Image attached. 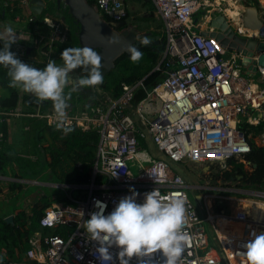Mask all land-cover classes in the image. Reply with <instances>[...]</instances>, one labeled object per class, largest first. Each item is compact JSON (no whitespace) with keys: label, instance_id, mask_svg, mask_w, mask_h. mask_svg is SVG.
Listing matches in <instances>:
<instances>
[{"label":"built area","instance_id":"1","mask_svg":"<svg viewBox=\"0 0 264 264\" xmlns=\"http://www.w3.org/2000/svg\"><path fill=\"white\" fill-rule=\"evenodd\" d=\"M21 1L28 3L27 0ZM94 2L100 15L107 16L112 22L120 21L127 15L125 0H106L103 6L100 0ZM151 2L164 25V49L153 68L162 74L161 82L148 89L143 85V78L132 84L122 82L119 96H105L89 105L84 103L81 106V102L73 99L68 101L67 114L72 127L98 134L91 177L86 184L68 185L80 187L81 192L75 197L68 191L65 198L50 201L43 208L38 219L42 230L30 232L23 258L8 260V263L101 264L96 253L98 245L88 238L84 227L90 214L98 210L94 207L95 201L106 204L104 214L107 215L120 198L131 195L132 191L137 193L136 202L143 203L144 194L155 189L166 199L177 194L187 198V223L182 230L188 240L180 264H247L242 245L251 238L249 233L253 229L256 233L264 231V219H253L245 210L241 211V215L239 211L230 215L214 211L213 202L208 201L222 196L213 193L221 186H213L209 182L216 175L222 179V184L228 185L222 175L234 163H241L245 170L252 171L253 166L246 159L251 151L249 138L252 131L249 132L248 127L243 125L260 127L253 140L257 145L255 138L264 144V86H258L240 74L237 65L242 57L240 53L234 52L229 59H225L223 55L227 49L220 40L215 35L205 34L215 30L210 25L213 19L211 10L201 12L200 19L194 18L200 8L216 6L225 9L223 2L228 1ZM224 16L241 35L264 39V23L249 35L246 31L250 29L242 25L240 12ZM233 22L236 24L233 25ZM42 24L32 31L15 30L22 39H17L10 46V51L24 60L35 49L44 68L52 60L55 46L67 41L68 27L59 18L48 16L44 17ZM262 52L264 50L250 59L257 61ZM255 67L264 82V66ZM139 88L144 89V97L133 104ZM19 115L39 118L55 128L51 101L37 103L32 113H24L19 106L14 109L0 106V122L3 117ZM148 137L163 158L152 157L142 149L141 142ZM169 161L219 170L214 174L210 172L209 180L203 185H189L172 170ZM130 163L137 166V174L133 173ZM114 172L116 176H112ZM103 177L106 178L104 182ZM97 178L99 181H96ZM189 189L202 192L200 203L205 216L198 213L189 196ZM242 192L264 198V190L245 189ZM80 212H83L82 217ZM237 221L245 223V233L224 231L221 227V224L226 226ZM204 224L212 229L216 248L210 247V237ZM57 228L61 231L49 233ZM117 251L115 246L110 249L114 264H119L115 259ZM143 259L148 264H163L164 257L156 252L145 255ZM130 264H137L136 259L133 258Z\"/></svg>","mask_w":264,"mask_h":264},{"label":"clouds","instance_id":"2","mask_svg":"<svg viewBox=\"0 0 264 264\" xmlns=\"http://www.w3.org/2000/svg\"><path fill=\"white\" fill-rule=\"evenodd\" d=\"M100 4L105 5L106 0H100ZM45 22L51 24L50 21ZM17 39L22 38L17 36L10 24L0 32V42H3V47L0 48V66L7 69V76L10 78L8 87L33 95L36 103L51 101L55 128L67 135L73 131L67 114L72 93L83 88H95L104 82V76L101 74V56L88 46L68 47L60 54L62 65H57L55 60H49L46 66L40 69L21 62L15 53L10 51V46ZM115 42V37H109V43ZM127 51L132 63H137L143 58V53L131 44L128 45ZM31 54L32 51L29 56ZM76 69H83L86 75L70 77L69 74ZM69 85L71 87L66 92ZM20 109L22 111L21 107ZM112 176H116V172ZM136 196L137 193L132 191L131 195L120 198L115 208L107 215L104 214L106 204L95 201L94 207L98 210L90 214V218L84 222V227L88 238L98 245L97 258L101 264H114L110 249L115 246L118 249L115 259L119 264H130L133 258L137 264H148L143 257L156 252L164 257L163 264H180L188 240L182 230L187 223V198L177 194L176 197L166 199L155 189L144 194L143 203H137ZM198 197L199 201L195 198L194 204L196 206L197 202L202 206L200 192ZM80 214L82 217L83 212ZM249 235L251 238L242 245L247 264H264V232L257 234L253 229Z\"/></svg>","mask_w":264,"mask_h":264},{"label":"trees","instance_id":"3","mask_svg":"<svg viewBox=\"0 0 264 264\" xmlns=\"http://www.w3.org/2000/svg\"><path fill=\"white\" fill-rule=\"evenodd\" d=\"M29 0H27L28 2ZM90 4H95L94 0H87ZM45 7L41 14L34 15L28 6H25V3L21 0H7L4 3H0V25L2 22L15 21L17 24H23L26 27H23L24 30L32 31L35 26L42 24L44 17H47L49 14H58L64 16V18L69 19L72 24V37L71 41L63 46L62 51L68 47H80L78 43V31L79 26L74 21L72 16L68 11V7L64 4H56L55 0H44ZM28 4V3H27ZM26 4V5H27ZM28 11V12H26ZM51 16V15H50ZM129 16V11L125 18L120 21H114L117 29L125 28L127 23L125 19ZM102 18L106 21H111L105 15H102ZM17 27V26H16ZM23 30V29H21ZM154 35L153 33H151ZM64 43H58V47ZM165 37L159 36V42L157 44L153 43L149 46L142 47L140 51L143 53V56L147 59L142 58L137 63H132L130 60V54L123 53L115 60V67L117 69L118 75L112 90H110L114 97L119 96L121 92V84L128 83L132 84L137 80L143 78V85L146 89L152 88L157 83L161 82L163 76L157 71L153 70L156 64L159 61L160 55L164 49ZM3 47V42H0V48ZM57 47V46H56ZM33 50V49H32ZM21 62L33 66L34 61L21 60ZM38 68L42 69L40 64L37 65ZM144 66H147V71L141 74V70ZM78 71H83V69H77ZM153 70V71H152ZM113 70L110 71V74ZM9 77L7 76V69L3 66H0V86L5 88L8 92L7 96L0 97L1 107L5 109H14L18 106L22 107V111L32 113L34 107L37 105L36 98L28 93L20 92L17 88H9ZM102 89L109 90L107 83L97 85ZM70 88V87H69ZM90 92V87L84 88L82 91H78L81 97H87V99L92 100ZM144 97V89L139 88L136 90L132 103L136 104ZM84 104V102H83ZM21 117V115H19ZM15 116H6L3 117V120L0 122V132L2 133V138L0 140V175H5L7 167L16 164L14 160H18L19 164L25 161L26 165H30L31 161L25 156H17V152H23L26 154H31L30 148L28 146H36L37 150L40 153L48 152L50 153V159L47 162L52 171L55 174H58L61 178L65 180L68 184H86L92 172V167L94 164L96 144L98 141V134L96 131H81L79 129L73 128V131L67 135L62 134L60 130L50 127L44 121L43 125H39L37 122L35 125L34 120L39 119L33 117L32 124L28 129L22 132V135L19 137V133L14 134L13 141L15 140V145L19 146L20 144L24 145V150H18L14 148L12 143L8 142V128L7 120H10ZM32 117V116H28ZM36 120V121H40ZM35 121V122H36ZM248 131H252V137L249 138V143L251 145V151L246 155V159L251 163L253 167L251 172H248L244 169L243 164L234 163L230 170L223 172L222 177L228 181L229 184H235L237 187L252 189V190H263L264 189V146L257 145L253 137L259 130L258 127L247 126ZM244 128V127H243ZM61 133V134H60ZM48 140L47 146H42L40 141L42 138ZM49 138V139H48ZM20 141V142H19ZM40 142V143H39ZM11 144V145H9ZM29 148V151H28ZM13 154V155H12ZM39 160V157L33 162ZM232 163V161H230ZM77 164H79L77 166ZM18 167V165H17ZM20 175L13 173L15 178H23V169L19 166ZM26 171V170H25ZM32 171V170H31ZM237 176H241L237 178ZM96 181H99L97 178ZM22 185L17 181H11L10 190H20ZM73 192V191H72ZM81 192V191H80ZM79 192V193H80ZM31 207V213L27 215L24 210H15L13 211H0V258H2V264H10L8 260H19L22 259L26 249L28 248V237L29 233L36 231L39 226L38 219L42 214V210L45 206H48L51 202L46 200L44 202L37 201ZM12 214V222L7 223L5 217ZM33 219V221H29ZM61 229H55L49 233L60 232Z\"/></svg>","mask_w":264,"mask_h":264},{"label":"rangeland","instance_id":"4","mask_svg":"<svg viewBox=\"0 0 264 264\" xmlns=\"http://www.w3.org/2000/svg\"><path fill=\"white\" fill-rule=\"evenodd\" d=\"M1 2L2 1L0 0V3ZM125 3H126V6L128 8V11H129V16L127 18L128 23H133L134 25H136V27L139 30H142L145 32H151V33L155 34V36H164L163 22L159 18V16L157 15V11H156L154 5L152 4L151 0H125ZM47 16L49 18L52 17V19H56V16L60 17V15H58L56 13L49 14ZM38 26H43V24H40ZM71 28H72V26H71ZM70 35L72 37L71 29H70ZM68 43L69 42L64 43V46L67 45ZM62 49H63V46H61V47L59 46L58 49L55 46V48L52 52V60H55L56 64H58V65L63 64V61L60 59V54L62 52ZM228 55H229V52L227 53V56ZM30 56H35L37 58L36 60H39L37 62L34 61L36 64L33 63V67L38 68L37 65L40 64L41 65L40 67L43 68L41 58L39 57V55L35 49L32 50V54ZM227 56H224V58H226ZM143 58L146 59L144 56H143ZM237 65H238V63H237ZM147 68H148L147 66H144L143 69L141 70V74L145 73L147 71ZM111 70H113L111 74H110V72H108L104 76V82L107 83V87H109L110 89L106 90V89L99 88L98 97H102V98L105 96L114 97L110 90H112L114 87V84H115V81H116V78L118 75V71L116 68L111 69ZM252 78H253V80L258 79L257 71L253 72ZM258 82L262 86H264L263 81L258 80ZM69 89L70 88L66 89L65 91L67 92ZM3 91L5 94L7 90L4 88ZM20 92H22V91L20 90ZM4 94H3V96H4ZM81 103L82 104H80V103L79 104L81 106H83V102H81ZM36 120H39V119H36ZM36 120L33 121L34 125L37 122L39 123V125L44 124L43 120H40V121H36ZM11 126H12V128L16 127L14 122H11ZM43 140H44V138L40 139V141H43ZM255 141L258 143V145L264 146V144L260 143V141L257 138H255ZM12 145L14 146V148L17 147L15 145V140L12 143ZM141 146H142V149H144L146 152H148L150 154V156L162 157L161 154H159L157 152L153 142L150 140L149 137L147 138V140L145 142H143V144ZM29 148H30L31 154L30 155L25 154V157H27V159H29L31 161L30 165H26L25 161H23V162H21V164H19L18 160H14V162H16L18 167L21 166L22 168H24L23 169V178H21V180L18 181L22 185V188L18 191H14L13 195L10 197H5V198L0 197V211L1 212H6V211L15 212V210H24L25 213L27 212L26 214L29 215L31 213V209L25 210V208H26L25 202L32 195L43 194L44 196L42 197L41 202H44L46 200L53 202V201H59L60 199L65 198L67 196L68 191L70 192V194H72L73 197L78 195L79 192L81 191L80 187H77V186L74 187V186L66 185L68 183H66L63 178H61L58 174H54V171H52L50 165L44 159L43 153H40V151L37 150L36 146L32 145ZM29 148H28V151H29ZM17 149L20 150L19 147ZM38 157H39V160L33 162V160H35V158L37 159ZM95 157H96V153H95ZM94 161H95V158H94ZM170 163H171L172 167L176 171H178L180 174H182L183 178L187 182H189L190 184H195V183L202 184L207 179V177L210 175V172H212L214 174L216 171L219 170L216 167H214L212 169L206 168L205 165L197 166L194 164L183 165L180 163H173V162H170ZM143 164H146V162H143ZM130 165H131V169H132L133 173L137 174L139 171L137 166L134 164L132 165V163H130ZM10 167H12V165H10ZM209 170H211V171H209ZM246 170L248 171V169H246ZM102 180L104 182L106 180V178L103 177ZM209 184H211L213 186H223L222 179H220L216 175L209 182ZM199 192H201V191L192 190V189L188 190V193H189V196L191 199H192V196H194L196 193L198 194ZM215 194H218V193L215 192ZM220 194H222V193H220ZM251 199L260 200L262 198L253 197ZM251 199L249 198V200H251ZM219 200H221V197L216 198L213 201L214 211H216V212L222 211L223 213H228V212L232 213L233 211L236 212L239 209V207H238L239 203H237L238 201L235 202V200H232V201H229L228 203H226L227 201H221L220 202ZM244 210L246 211V205H244ZM238 211H239V214L241 215L242 212L240 210H238ZM255 217L258 218L259 214L258 215L255 214ZM29 221L31 222V221H33V219H30ZM204 226L206 228V231H209V235H212V233H213L212 229L209 226H207V224H204ZM36 230H42V229L40 227H37ZM262 232H264V231H258V234L262 233ZM210 247L216 248V244L210 243Z\"/></svg>","mask_w":264,"mask_h":264},{"label":"water","instance_id":"5","mask_svg":"<svg viewBox=\"0 0 264 264\" xmlns=\"http://www.w3.org/2000/svg\"><path fill=\"white\" fill-rule=\"evenodd\" d=\"M56 4L62 2L68 7V11L74 21L79 25L78 43L80 47L88 46L93 48L101 56V74L105 76L115 67V60L123 53L130 54L127 51L129 44L138 50L141 47L149 46L159 42V36L147 35L148 33H138L134 27L126 28L121 31L115 29L112 21H106L100 15L94 4H90L87 0H55ZM29 9L34 15H39L45 7L44 0H29ZM257 15L255 7L246 9L244 15L241 16L242 25L249 29H260L263 25V18H257L254 24L250 20V16ZM64 19V18H63ZM211 26L215 28L213 32H205L210 36L215 35L221 44L228 50L242 55L238 64L241 65L243 58L248 65L256 70L255 65L264 66V53H260L257 61L250 58L257 52L264 50V39L257 37H246L236 32L235 28L228 24L223 14H218L211 21ZM144 35H146L144 37ZM109 37H115V43H109ZM142 37V38H141ZM29 52V48L27 53ZM81 73H72L70 77L77 78ZM90 92L96 96V89L90 87ZM199 201V197H197ZM13 215L5 217L7 223L12 222Z\"/></svg>","mask_w":264,"mask_h":264},{"label":"crops","instance_id":"6","mask_svg":"<svg viewBox=\"0 0 264 264\" xmlns=\"http://www.w3.org/2000/svg\"><path fill=\"white\" fill-rule=\"evenodd\" d=\"M1 1H4V3L5 2H7V0H1ZM226 1H228V2H223L224 3V6H225V9H222V8H220V7H214V6H207V7H204L203 9L202 8H200L199 10H198V13H196L195 14V16H194V18L195 19H200L201 18V12L203 13V12H205V10L206 9H208V10H211V12L213 13L212 14V18H214V17H216L218 14H223V15H225V14H230L231 13V15H234V13H236V12H240V15L242 16V15H244L245 14V12H246V9L247 10H249V8H252V7H255V9H256V11H257V15L255 16V15H253V16H250V20L255 24L257 21V18H263V22L262 23H264V0H226ZM22 2V1H21ZM229 3H230V5H229ZM25 6L27 7L28 6V9H29V5L27 4H25ZM221 10V11H220ZM222 10L224 11V13L222 12ZM26 12H28V11H26ZM240 16V17H241ZM12 25L13 27H14V29L15 30H21V29H23L24 30V28L23 27H26V26H24L23 24H17L15 21H13V22H10V21H5V22H2L1 23V25H0V32H3V30H4V28H5V26L6 25ZM236 23H234L233 22V25H235ZM65 25V24H64ZM210 25H211V22H210ZM17 26V27H16ZM237 26V25H236ZM249 29V28H248ZM251 31H253V29H250V31H246V33H248L249 35H251ZM155 35V34H154ZM153 35V36H154ZM61 46H64V44L63 45H61ZM57 49H58V45H57V47H56ZM229 52V55L227 56V53ZM232 54H234V52H232V51H227L226 52V54H224L223 55V57L224 56H227L225 59H229V57H230V55H232ZM29 61H35V62H37V61H39V60H36L37 58L36 57H34V56H30L29 58ZM27 59V60H28ZM241 59H242V57H241ZM239 62V60L237 61V63ZM58 65V64H57ZM60 65V64H59ZM241 66V67H240ZM238 68H239V72H240V74L243 76V77H245L246 79H248L250 82H252V83H254V84H256V85H258V86H261V87H263L259 82H258V80H261L260 78H259V75H258V79H256V80H253V72H254V70H253V67H251L250 65H248V62L247 61H245V59L243 58V60L241 61V65H239L238 64ZM256 71V70H255ZM69 87H71V85H69ZM84 89V88H83ZM83 89H81V91L83 90ZM95 89H96V91H97V93H96V96H93V99L92 100H85V102L84 103H87V105H89V104H93V102H97L98 100H97V97H98V90H99V87H95ZM4 88L3 87H1L0 86V97H2L3 96V94H4ZM7 93V94H6ZM6 93L4 94V96H7L8 95V92L6 91ZM78 93V92H77ZM76 92H74L73 94H72V98H73V96L75 97V95L77 94ZM29 94V93H28ZM3 96V97H4ZM99 99H102V97H99ZM91 101H93V102H91ZM21 107V106H20ZM22 108V107H21ZM23 110V109H22ZM23 112H25V111H23ZM25 113H28V112H25ZM32 120H33V117H28L27 115H21V117L20 116H15V117H12L10 120H8V122H7V128H8V132H9V136H8V142L9 143H13L14 141H13V136H14V134H16V133H19V137L22 135V132H23V129L24 130H26V129H28V127H30L31 126V124H32ZM11 122H14L15 123V125H16V127L15 128H12V126H11ZM258 128H260V127H258ZM49 139V138H48ZM20 142V141H19ZM48 140L46 141V138L44 137V140H43V142L41 143V145L42 146H47L48 145ZM142 144H143V142H141ZM9 145H11V144H9ZM31 146V145H30ZM30 146H28V147H30ZM17 147H19L21 150H24V145L23 144H20L19 146H17ZM25 154L26 153H23V152H17V156H25ZM28 155H30L29 153H28ZM43 157H44V159L48 162L49 161V159H50V153H48V152H45V153H43ZM162 158H163V156H162ZM36 159V158H35ZM166 159V158H165ZM170 162V161H169ZM188 164H190V163H188ZM184 165H186V164H184ZM194 165H197V166H201V165H199V164H194ZM170 166H171V168H172V170L173 171H175V172H177V173H179L178 171H176L173 167H172V165L170 164ZM253 167H254V165H253ZM19 167H17V165H15V164H12V167H10V166H8L7 167V170H6V173H5V175H0V197H2V198H5V197H10V196H12L13 195V193H14V191H12V190H10V183H11V181H15V182H17V181H20L21 179L20 178H15V177H13V173L14 174H16V175H20V172H19ZM54 174H55V172H54ZM180 174V173H179ZM181 176H182V174H180ZM183 177V176H182ZM239 177H241V176H239ZM209 179H208V177H207V179L202 183V184H199V183H195V184H190L189 182H188V184H190V185H196V186H201V185H203L206 181H208ZM237 188V189H236ZM193 190V189H192ZM243 190H245V188H241V187H237V186H235V184H228V185H226V184H223V186H221V188L220 189H216V190H214V192L213 193H215V192H217L218 194H220V193H222V194H220V195H222V196H220V197H222L221 198V200H219L220 202L221 201H227L226 203H228L229 201H232V200H235V202L236 201H238L237 203H239L238 205V207H239V209L238 210H240V211H242V210H244V205H246V212L248 213V216L249 217H251V218H253V219H264V198H262V199H260V200H255V199H251V198H253V196H250L249 194H246V193H244V192H242ZM264 190V189H263ZM15 191H18V190H15ZM44 195L43 194H36V195H32L29 199H27L26 200V202H25V210L26 209H31V207H32V205L33 204H35L34 202H39V201H41V199H42V197H43ZM225 196V197H224ZM197 197H198V194L196 193L194 196H192V199L194 200L195 198L197 199ZM247 197V198H246ZM249 198L251 199V200H249ZM214 201V199L213 198H211V200L210 201H208V203H211V202H213ZM33 202V203H32ZM196 209H197V211H198V213L201 215V216H205L206 215V213L205 212H203L202 211V209H201V205L198 203L197 204V202H196ZM237 210V211H238ZM236 211V212H237ZM235 211H233L232 213H229L228 212V214H233ZM255 214H259V217L257 218V217H255ZM207 226H209L208 224H207ZM210 227V226H209ZM221 227H222V229L225 231H239L240 232V234H243V233H245V229H244V227H245V223H243V222H241V221H237V222H232L231 224H229V225H222L221 224ZM258 234V233H257ZM208 235H209V231H208ZM209 237H210V242L211 243H215L214 241H213V237H214V234L212 233V235H209Z\"/></svg>","mask_w":264,"mask_h":264},{"label":"flooded vegetation","instance_id":"7","mask_svg":"<svg viewBox=\"0 0 264 264\" xmlns=\"http://www.w3.org/2000/svg\"><path fill=\"white\" fill-rule=\"evenodd\" d=\"M60 4H63L62 2L60 3ZM59 18V20H62L63 21V23H65L66 24V26L68 27V35H67V41L66 42H70L71 41V35H70V29H71V33H72V29L73 28H71V26L72 25H74V24H72L70 21H68L69 19H65L64 18V16H62V15H60V17H58V16H56V19H58ZM64 18V19H63ZM128 18V17H127ZM127 18L125 19V21H126V23H127V25H126V27L125 28H122V29H117V27H116V25L114 26L115 27V29H117V30H119V31H121V30H123V29H126V28H132V27H134V28H136L137 30H138V33H148L147 35H152L151 34V32H145V31H142V30H139L137 27H136V25H134L133 23H128L127 22ZM69 23V24H68ZM79 26V25H78ZM237 32V31H236ZM146 35H144V37H145ZM142 38V37H141ZM65 42V43H66ZM142 48V47H141ZM140 48V49H141ZM139 49V50H140ZM29 57V56H28ZM28 57L26 58V59H24V60H27L28 59ZM81 73V76H83V75H86V73L85 72H82V71H78L77 69L76 70H73V72H71L70 74H72V73ZM69 74V75H70ZM100 88V87H99ZM77 93V92H76ZM88 93L89 94H91V96H92V98H93V93H91V92H89L88 91ZM87 99V97H81L80 96V94H76L75 95V97L73 96V101H79V102H85V100ZM91 99V98H90ZM87 100H89V99H87Z\"/></svg>","mask_w":264,"mask_h":264},{"label":"bare ground","instance_id":"8","mask_svg":"<svg viewBox=\"0 0 264 264\" xmlns=\"http://www.w3.org/2000/svg\"><path fill=\"white\" fill-rule=\"evenodd\" d=\"M166 96V95H165Z\"/></svg>","mask_w":264,"mask_h":264}]
</instances>
